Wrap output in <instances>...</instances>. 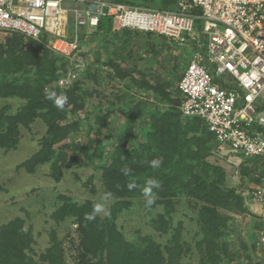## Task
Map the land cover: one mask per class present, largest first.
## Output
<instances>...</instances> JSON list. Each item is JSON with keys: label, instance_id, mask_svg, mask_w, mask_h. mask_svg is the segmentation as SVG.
I'll use <instances>...</instances> for the list:
<instances>
[{"label": "trees", "instance_id": "obj_1", "mask_svg": "<svg viewBox=\"0 0 264 264\" xmlns=\"http://www.w3.org/2000/svg\"><path fill=\"white\" fill-rule=\"evenodd\" d=\"M114 1L159 10L175 9L178 2ZM199 11L197 8L192 12ZM196 22L199 28L200 20ZM94 29L91 35L82 30L80 43L92 42L96 35H102L100 46L103 50L110 45L116 46L119 36L128 38L137 33L151 37L154 34L115 29L113 18L109 16H101ZM8 34L4 43H0V98H17L22 100V105L13 113L8 112V105L0 107V149L5 152L14 150L19 142L20 127H28L36 119H41L46 132L39 140L40 148L18 164L17 169L24 168L31 173L37 166L50 163L51 176L60 181L64 168L74 169L83 163L98 161L101 188L113 199L108 216L97 214L93 220L86 219L96 204L91 199L77 203L63 197L62 204L51 213L55 222L72 220L76 224L79 243L73 264L181 263L190 251L181 237L182 221L177 222L179 226L170 232L165 245L147 236L140 237L137 242L128 241L114 223L116 215L129 207L132 199L147 198L143 189L149 179L160 182L159 188L149 186L151 191L147 195L155 198L149 204L163 207V212L156 214L153 220L154 228L169 232L175 206L182 202L193 205L200 233L195 243L200 263L230 264L236 256V251L231 250L225 239L231 214L247 213L248 208L235 188L223 186L224 170L207 161L211 151L217 148L216 139L201 118L182 117L179 107L183 96L179 89L171 93L169 82L149 80L146 76L148 67L136 71L134 67L122 66V61L127 59L115 48L103 58L95 54L94 62L88 63L72 86L60 89L55 83L67 72L69 60L48 48L50 34L42 33L39 39L26 38L16 32ZM159 36L164 40L162 44L168 40L177 46L175 41ZM80 55L84 57V54ZM96 64L109 68V78L123 83L124 89H132L134 94L122 90L118 106L109 103L104 112H95L93 123L89 122L87 114L84 115L87 122L83 124L79 115L83 114L85 103L91 97L83 76L95 80L97 69L92 71V68H96ZM46 90L67 95L68 102L62 110L46 99ZM148 94L156 100L155 103L148 101ZM115 111L121 114L124 124L121 130L111 132L114 140H110L113 146L110 150V146L105 145L103 130L108 127ZM82 125H87V129ZM107 129L111 131L110 127ZM92 130L93 138L90 135ZM81 133H84V140L77 138ZM160 157L163 158L161 166L152 168L149 162ZM258 166L257 158L243 156L240 173L259 183L254 176ZM124 169L130 170L127 175ZM129 185L135 186L130 188ZM50 237V243L38 254L37 261L31 255L34 238L25 228V221L15 217L0 224V264H67L62 242L53 233ZM254 247L255 241L252 243ZM242 250L246 264H261L247 253L244 243Z\"/></svg>", "mask_w": 264, "mask_h": 264}, {"label": "built area", "instance_id": "obj_2", "mask_svg": "<svg viewBox=\"0 0 264 264\" xmlns=\"http://www.w3.org/2000/svg\"><path fill=\"white\" fill-rule=\"evenodd\" d=\"M101 16L112 17L118 30L151 32L178 45L194 42L178 82L182 117L201 118L218 150L259 160V183L250 196L264 211V0H178L171 10L114 0H0V31L32 39L48 33V48L69 60L55 83L60 89L86 70L88 61L77 57L80 34ZM198 19L204 41L187 36ZM255 244H264V230Z\"/></svg>", "mask_w": 264, "mask_h": 264}, {"label": "rangeland", "instance_id": "obj_3", "mask_svg": "<svg viewBox=\"0 0 264 264\" xmlns=\"http://www.w3.org/2000/svg\"><path fill=\"white\" fill-rule=\"evenodd\" d=\"M70 24H72V18ZM69 27L71 28L70 25ZM83 31L85 34L91 35L95 29L85 28ZM8 36V33L0 31V43H4ZM187 36L190 39L191 36H200V41H204L201 26L198 28V25L194 28V32L188 33ZM102 38V35H96L94 41L81 44L80 54H84V57L81 55L77 57L84 58L89 64H92L95 54H100L103 58L107 53L111 54L112 49L115 48L122 57L127 59L122 61V66L129 69L134 67L136 71L148 67L147 78L152 82L155 81L154 79L169 82L171 93L178 90L180 77L196 48L192 41H189L187 45L177 44L176 46L168 40L162 44L164 40L157 34L144 37L141 34L133 33L128 38L119 36L116 46L110 45L103 50L100 46ZM137 59L138 62L135 61ZM181 66L184 68L182 69ZM95 67L92 68V71L97 69L95 80L83 76L84 85L91 93V97L85 103L83 114L79 115L82 117L80 119L83 124L87 122L84 115L87 114L90 120L88 121L93 123L95 112H104L109 103L118 106L121 102L119 97H121L122 90L125 93L134 94L132 89L125 90L123 83L109 78V68L100 64H96ZM133 73L135 77H139V74ZM147 99L149 102H156L150 94ZM4 105H8V112L13 113L22 105V100L0 98V107ZM123 124V117L118 111H115L108 122L107 128L110 127L111 131L107 128L103 130L106 137L105 145H107L106 147L110 146V150H113L110 140L111 142L114 140L111 135L121 130ZM82 127L87 129V125H82ZM45 132V123L41 119H36L28 127H20L19 142L14 150L5 152L0 149V224L15 217H21L25 221V228L30 230L33 235L31 255L37 261L38 254L48 246L50 235L53 233L62 242L67 264H73L79 243L76 224L71 222L72 220L55 222L51 218V213L62 204L63 197H69L77 203H82L87 199L94 200L96 204L104 203L108 213L113 199L110 195L108 199L104 197L106 193L101 188L98 161L83 163L74 169L64 168L60 181L54 180L51 176L50 163L37 166L31 173L24 168L17 169L18 164L39 150V140ZM90 135L93 138V130ZM83 136L84 133H81L77 138L84 140ZM242 158L243 156L240 154L215 148L207 157V161L224 170L225 182L223 186L235 188L242 195L244 204L248 208L247 213L231 214L232 219L225 239L231 250L236 251V256L230 264L247 263L245 252L242 250L243 243L247 246V253L251 255L252 259L264 264V244L252 248V243L256 242L258 233L264 230L263 206L250 196L257 183L251 180L250 176L240 173ZM160 212H163L161 205H150L148 198H136L131 200L129 207L123 208L116 215L114 223L128 241L137 242L140 237L147 236L161 245H165L170 232L179 226L177 222L182 221L181 237L187 243L190 251L183 257L180 264H201L195 248L200 233L194 206L187 205L186 202L178 203L171 214L172 229L167 233L154 228L153 220ZM99 215L108 216L103 213Z\"/></svg>", "mask_w": 264, "mask_h": 264}, {"label": "clouds", "instance_id": "obj_4", "mask_svg": "<svg viewBox=\"0 0 264 264\" xmlns=\"http://www.w3.org/2000/svg\"><path fill=\"white\" fill-rule=\"evenodd\" d=\"M46 99L52 101L55 107L61 110L63 109L64 105L68 102L67 95L57 94L55 91H48V90H46ZM149 163L152 168H159L161 164L163 163V158L160 157V158L153 159ZM129 171H130L129 169H124V172L126 175L128 174ZM134 186L135 185H129L130 188ZM149 186H154L155 188H159L160 182L157 181L156 179H149L147 181V186L143 189V192L145 193V197L148 198L149 203H152V195H147V193L151 191V187ZM109 195L110 194H105L104 196L105 199H108ZM101 213L108 215L105 204L104 203L94 204L92 214L88 215L86 219L93 220L95 219L97 214H101Z\"/></svg>", "mask_w": 264, "mask_h": 264}]
</instances>
